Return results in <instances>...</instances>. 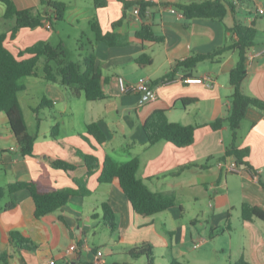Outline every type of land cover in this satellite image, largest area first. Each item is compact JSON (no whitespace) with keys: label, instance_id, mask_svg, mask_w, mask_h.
<instances>
[{"label":"crops","instance_id":"0c3cea01","mask_svg":"<svg viewBox=\"0 0 264 264\" xmlns=\"http://www.w3.org/2000/svg\"><path fill=\"white\" fill-rule=\"evenodd\" d=\"M12 1L17 9L33 8L44 12L39 0ZM92 1L65 2L63 20L71 26L84 25L80 36L87 38L85 53L94 51L106 98L99 101H89L83 95L72 98L59 85L36 77L29 88L38 86L37 104L45 98L51 107L47 110L48 117H40L38 112L39 130L28 156L20 155L8 119L0 112V187L17 181H33L43 190L55 191L78 189V181H82L91 193L73 196L60 210L38 219L33 218L34 203L28 191L22 189L5 195L0 201V259L8 254L6 264H49L50 261L53 264H92L95 250L102 251L106 264H133L131 260L136 259L130 258L127 251L149 243L153 254L160 251L162 264H169L171 258L186 263L184 257L188 258V251L183 247L189 238L190 247L195 249L193 228L184 226L182 243L175 254L173 247H167V236L178 233L182 224H176L188 212L187 220L192 226L199 225L200 220L214 231L224 225L220 234L228 240L231 262L242 256L253 264H264V223L258 218L245 222L240 211L243 204L264 210V112L256 108L246 110L236 143L248 150V156L243 159L247 165L239 166L240 173L225 172L217 163L223 160L231 143V130L226 121L218 130L211 129L208 124L229 115L233 92L229 73L238 60L237 52L226 51L218 61L199 62L192 70L177 67L178 62L195 54H210L232 43L235 36L230 29L235 23L251 25L256 29V38L248 52V74L241 89L248 96L264 101V12L258 13V9L264 10V0H229L231 7L222 21L207 18L188 21L161 5L205 0H143L154 3L145 18H136L134 8H130L125 11L123 22L114 26L123 16L121 0H103L106 4L99 8ZM4 10L5 7L0 6V33L7 34L6 46L14 54L41 40L53 45L52 33L60 34L50 25L49 29L45 26L22 28L11 37L14 21L4 19ZM94 22L101 36L113 34L117 44L97 40L91 29ZM142 25L150 26L163 41L155 43L138 38L136 32ZM39 30L42 32L38 35ZM142 55H148L151 64L139 65L136 60ZM204 76L211 79V88L204 84L183 83L185 78ZM118 77L129 84L146 79L156 98L150 100L146 94L138 92L122 94ZM26 85L23 83L22 92H27ZM181 100L194 102L184 107ZM157 109L167 111L169 122L196 126L190 146L179 148L166 141L148 143L143 124ZM46 121L59 124L56 140L50 138L53 125L43 129ZM92 122L103 131L104 143L98 144L87 134L86 125ZM79 154H90L100 167L88 175ZM105 156L119 164L138 159L139 179L155 193L175 195V206L149 217L137 215L117 181L97 182ZM57 159L75 164L76 168L73 171L56 169L51 161ZM231 160L232 157H228L224 162ZM252 170L259 171L257 179H253ZM8 203L13 207L6 210L4 207ZM103 203L115 214L113 229L104 222ZM197 204L202 206V211L196 210ZM234 212L238 214L236 224L239 226L233 222ZM99 226L104 239L99 245H90L89 236L96 237ZM11 232L35 242L37 250L11 241ZM200 241L203 245L204 241ZM73 243L80 246L79 250L66 256V250ZM83 243L87 247L82 246ZM221 251L224 253V248Z\"/></svg>","mask_w":264,"mask_h":264},{"label":"trees","instance_id":"16d2710c","mask_svg":"<svg viewBox=\"0 0 264 264\" xmlns=\"http://www.w3.org/2000/svg\"><path fill=\"white\" fill-rule=\"evenodd\" d=\"M40 5L44 8V12L34 11L33 8L17 9L12 0H0L4 5V19L14 21V26L11 30V37H14L18 30L22 28L42 27L45 22L52 25V21H62L66 11L67 4L58 0H39ZM93 5L96 7L105 6L102 0H93ZM123 6L122 19L113 24H120L125 18V11L130 8H139L140 17L145 18L147 10L154 3L143 0H121ZM164 7L174 8L182 13L183 17L190 21L193 19L207 18L210 20L222 21L227 14L228 8L231 7L229 0H205L201 2H174L169 4H161ZM91 29L95 32L97 40L105 41L110 45L117 44V39L113 34L101 36L98 32L96 22L91 24ZM235 36V39L230 44H225L210 54H195L186 60L178 62L177 67L185 70H192L202 61H218L220 56L226 51H236L238 60L235 67L229 73V84L232 88L230 95V111L226 118H217L208 125L213 130H218L226 121L232 133L230 145L226 148L224 162L226 158L232 157L235 164L247 165L244 163L248 156V150L240 148L237 145L239 139L238 132L241 122L246 117V110L256 108L264 112V101L245 94L241 85L246 75L247 69V54L255 43L256 29L254 27L235 23L230 29ZM136 36L143 41H151L159 43L163 41L161 36L153 33L148 25H142L141 29L136 32ZM7 34L0 33V112H4L12 134L14 135L19 147L21 156L31 155L33 145L36 140L39 130L40 119L37 117L39 109L51 107L47 99H42V102L33 110L35 117V129L30 134L28 133L27 122L21 109L19 94L24 90L20 80L25 77L41 76L45 81L51 84L59 85L63 90L68 91L72 98H78L83 95L89 101H99L106 98L103 92L102 75L96 64V56L94 51L85 53L81 62H74L66 58L62 44L53 46L47 41H38L32 45L19 50L17 54L12 53L6 46ZM41 57L46 58L45 64L42 67V73H37V64ZM136 62L139 65L151 64V58L148 55L138 57ZM171 77H168L170 80ZM194 102V100H181V104L185 107ZM166 110H155L151 113L143 124V130L149 144L166 141L172 143L176 147L185 148L190 146L195 137L196 126H183L180 123L169 122L167 119ZM87 134L91 135L98 144L105 141L103 131L97 123H88ZM60 131L59 124L55 123L50 130V138L56 140ZM82 164L88 169V175H91L99 167L98 160L90 154H79ZM244 159V160H243ZM51 166L64 171H73L76 168L75 164H71L64 160L51 161ZM139 161L132 158L124 163H116L109 156H105L100 176L97 178L99 184H105L117 181L122 192L131 204L133 211L142 217H149L159 214L175 206L177 200L173 194H160L151 191L138 177ZM78 189H59L55 191H46L41 189L35 182L17 181L8 184L6 187H0V201L5 195L12 194L24 189L30 193L34 203L33 218L38 219L43 216L52 214L60 210L68 203L69 199L76 195H90V190L85 187L82 181H78ZM13 207V204L8 203L4 209L8 210ZM104 214V222L110 229L114 228L115 214L107 203L102 204ZM241 217L243 221H251L253 218H258L264 223V210L243 204L240 207ZM223 228L219 229L221 232ZM9 239L16 241L27 249L35 251L38 245L30 239L22 237L18 232H11ZM94 253L96 251L94 250ZM127 254L132 259L140 257L146 258L147 264H154L153 249L149 243H142L134 248H130ZM8 254H5L3 259H0V264H6ZM169 264H185L177 259L171 258ZM229 264H253L245 260L242 256Z\"/></svg>","mask_w":264,"mask_h":264},{"label":"rangeland","instance_id":"374dc122","mask_svg":"<svg viewBox=\"0 0 264 264\" xmlns=\"http://www.w3.org/2000/svg\"><path fill=\"white\" fill-rule=\"evenodd\" d=\"M62 2H70L72 4L74 3H79V0H58ZM87 3H91V0H87ZM0 6L4 5L0 2ZM52 26H53V31L55 32H60L59 35L53 34L51 36V41L54 46L61 44L63 47V50L65 52L66 58L68 60H73L74 62H81L82 58L85 56V49L87 48V38L80 36L81 31L85 30L84 25L79 26H71L69 23L66 21H52ZM42 31H38V35L41 34ZM46 58L41 57L39 64H37V73L40 75L42 73V67L43 64H45ZM36 80V78L33 77H25L20 80V84H27L28 90L27 92H22L20 94V101L22 104V110L25 115L27 124L29 125V133L31 134L34 129H35V119H34V114L33 110L38 107L39 104H37L36 97L40 93V88L38 86L32 88V86L29 88L30 83ZM47 110L48 108H42L39 109V116L40 117H48L47 115ZM50 124L53 125L52 123H48L47 121L43 123V129H46L48 126L50 127ZM51 128V127H50ZM50 130V129H49ZM48 130V131H49ZM240 134V129L238 132V136ZM196 210L198 212L202 211V206L200 204H197ZM188 212L185 213V216L183 219L178 222L176 225H181L178 228V233L172 234V236H167V247L171 248L173 247L174 254L179 250L180 244L182 243V231L184 226H188V228L191 227L193 228V239L195 238L196 241L195 243H198L200 240H203V245L198 247V249H192L190 247V239L188 238L186 241V250L188 251V258L184 257V260H186L185 264H229L231 260H229L228 257V240L223 237L220 232L219 228L218 230L214 231L210 229L205 222L200 220V224L196 226H192L189 223V218ZM238 214L233 213V222L234 224L239 226V223L236 224V218ZM189 224V225H188ZM224 226V225H223ZM221 226V228H224ZM101 227L99 226L97 231L96 237L90 234L89 238V244L90 245H99L100 242L104 239L101 237L100 233ZM212 230V231H211ZM218 231V233H217ZM227 233V232H226ZM172 238V241H171ZM227 240V242H226ZM195 243H193L195 245ZM226 246V247H225ZM222 248H224V253H222ZM102 252V251H101ZM160 251L156 250L155 253L153 254L154 256V264H162V256L159 253ZM162 255H165L164 253H161ZM103 255V253H102ZM108 259V257H107ZM188 260V261H187ZM133 264H144L146 262L145 257L138 258L136 260H131ZM188 262V263H187Z\"/></svg>","mask_w":264,"mask_h":264},{"label":"built area","instance_id":"2783aa9c","mask_svg":"<svg viewBox=\"0 0 264 264\" xmlns=\"http://www.w3.org/2000/svg\"><path fill=\"white\" fill-rule=\"evenodd\" d=\"M168 10H169V12L175 14L178 18H182L183 17L182 13L176 11L174 8L169 7ZM263 12H264L263 8L258 9V13L259 14H262ZM133 14L135 15L136 18H140L139 8L138 7H135L133 9ZM43 26H45V28H47V29L50 28V24L48 22H45ZM247 58L250 59V55L249 54H247ZM117 83H118V86H119V89H120L119 91L122 94L138 92V94H146L147 97L150 100H154L156 98L155 93L150 91L149 82L146 79H144V78L138 80L135 83L129 84V83H127L124 80V78L118 77L117 78ZM183 83H186V84H204V86H206L207 88H211L212 87L211 79L209 77H205V76L204 77H188V78H185L183 80ZM217 165L219 167H222V169H224V171L228 172V173H240L241 172L240 167L237 164H235L234 160H231V161H228V162L219 161L217 163ZM258 173H259V171H257V170H252L251 171V174L253 175V179H257L258 178ZM201 245H202V241H199L198 243H195V245L193 247L194 248H198ZM82 246L87 247L86 243H83ZM79 248H80V246L78 244L73 243L66 250V252H65L66 256L77 252L79 250ZM102 257L103 256H102L101 252H96L94 254V262L92 264H106L105 260ZM49 264H53V262L50 261Z\"/></svg>","mask_w":264,"mask_h":264}]
</instances>
